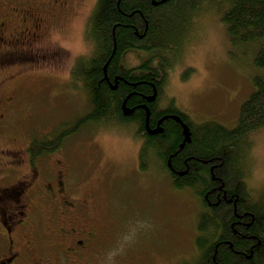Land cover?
I'll list each match as a JSON object with an SVG mask.
<instances>
[{"label":"rangeland","instance_id":"374dc122","mask_svg":"<svg viewBox=\"0 0 264 264\" xmlns=\"http://www.w3.org/2000/svg\"><path fill=\"white\" fill-rule=\"evenodd\" d=\"M94 1L61 0L66 9L47 7L56 17L57 34L45 45L57 55H64V63L54 67L55 71L34 62L0 71V84L5 83L0 95L19 87L18 108L12 117L2 119L6 122H0V150L15 149L10 156L20 155L17 150L27 148V139L45 140L54 136L63 123L74 122L90 112L88 93L69 83L67 70L78 57L84 58L91 51L86 27ZM75 7L74 12L66 14ZM191 22L192 27L180 41L172 43L173 48L153 51L147 57L139 52L140 57L133 58L129 67L140 66L157 54L153 60L162 61L169 76L166 100L175 99L177 108L197 125L213 121L233 129L242 104L254 91V49L231 41L226 25L214 10L203 12ZM12 75L16 79L8 84ZM113 128L87 125L66 139L61 152L64 156L56 154L71 166L74 183L80 186L74 188L73 196L87 205L94 202L89 210L92 223L102 215L109 220L113 247L103 254L111 262L104 258L99 261L124 264L129 255L133 261L128 264H195L196 223L201 212L198 198L192 190L174 189L170 175L156 158H149L148 168L143 170L141 140L129 128ZM249 142L248 185L258 192L264 189V130L251 135ZM0 157L8 158L1 151ZM6 167L0 168V177L9 174ZM18 171L22 174L26 169L21 166ZM89 191H94L93 199L86 198ZM106 225V221H100L101 229ZM32 226L25 237L31 236ZM38 233L36 240L41 239V229ZM28 238H24V245Z\"/></svg>","mask_w":264,"mask_h":264},{"label":"trees","instance_id":"16d2710c","mask_svg":"<svg viewBox=\"0 0 264 264\" xmlns=\"http://www.w3.org/2000/svg\"><path fill=\"white\" fill-rule=\"evenodd\" d=\"M208 10L226 25L231 41L254 49V91L233 129L213 121L197 125L174 101L166 105L156 72L129 77L119 68L127 49L173 48L192 19ZM86 34L92 54L77 61L75 76L86 86L91 110L63 123L54 136L33 141L31 154L56 152L87 125L129 128L142 142L141 168L156 158L174 189L192 190L198 198L195 264H264V189L257 192L248 185L249 137L264 130V0H98ZM142 69L148 72L149 64ZM175 118L188 123V140ZM158 128L161 133H149ZM127 259L124 264L133 261Z\"/></svg>","mask_w":264,"mask_h":264},{"label":"flooded vegetation","instance_id":"af4514ba","mask_svg":"<svg viewBox=\"0 0 264 264\" xmlns=\"http://www.w3.org/2000/svg\"><path fill=\"white\" fill-rule=\"evenodd\" d=\"M97 1H94V8ZM48 6L66 9L61 0H0V71L13 66L21 68L29 62L36 63L38 67H53L51 70H54L61 62L64 63V55H57L45 45L48 38L57 34L56 17L46 10ZM76 7L71 11L65 10L66 14L74 12ZM89 47L91 51L83 57L91 56L93 44L89 43ZM161 49H127L120 57L119 68L129 73V77L156 72L163 82L160 83L157 78L155 82L161 84L166 95L169 76L163 62L155 63L153 60L157 54L140 66L129 67L133 58L140 57L137 53L147 57ZM80 59L78 57L67 72L69 83L85 90L83 81H77L75 76V67ZM144 64H149L148 72L142 69ZM15 79L14 75L10 76L8 84ZM120 80L116 78L115 84L118 85ZM4 84H0V89ZM18 93L19 87H15L9 93L0 95V122H6L2 119L12 117V112L18 108ZM167 100V105L175 102L173 98ZM29 140L26 149L17 150L21 152L20 155L10 156L15 149L0 150L8 157L5 160L0 157V168L8 166L5 170H10L8 175L0 177V264H101L100 258L108 260L109 257L103 253L105 249L113 247L109 220L102 215L92 223L89 210L94 202L87 205L83 199L78 200L73 196L74 188L80 186L74 183L73 169L72 172L69 170L71 166L56 158L62 148L54 154L36 157L29 149L35 139ZM21 166L26 169L22 174L18 171ZM85 182L88 183V180L85 179ZM93 193L89 191L86 198L93 199ZM101 220L107 222L103 229L100 228ZM30 224L33 226L28 238L25 233ZM40 229L41 239L36 240ZM24 238H28L27 245H24ZM22 243L23 246L19 247Z\"/></svg>","mask_w":264,"mask_h":264},{"label":"water","instance_id":"95a60500","mask_svg":"<svg viewBox=\"0 0 264 264\" xmlns=\"http://www.w3.org/2000/svg\"><path fill=\"white\" fill-rule=\"evenodd\" d=\"M124 112L126 113V114H130L131 113V111L130 110H128V109H126L125 107H124ZM147 116H148V118H149V111H147ZM177 121H179V122H181V124H182V126H183V128H184V134H185V138H186V140H188V138H189V128H188V126H187V124H185L183 121H181L179 118H175ZM162 132V130L160 129V128H158V129H156L155 131H151L150 130V134H156V133H161Z\"/></svg>","mask_w":264,"mask_h":264}]
</instances>
